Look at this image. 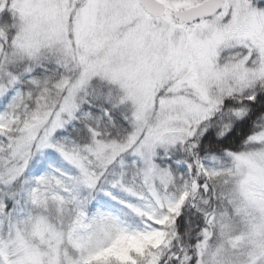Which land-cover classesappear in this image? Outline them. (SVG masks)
<instances>
[{
	"label": "snow or ice",
	"instance_id": "6c2138e0",
	"mask_svg": "<svg viewBox=\"0 0 264 264\" xmlns=\"http://www.w3.org/2000/svg\"><path fill=\"white\" fill-rule=\"evenodd\" d=\"M0 264H264V0H0Z\"/></svg>",
	"mask_w": 264,
	"mask_h": 264
}]
</instances>
